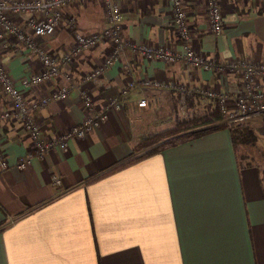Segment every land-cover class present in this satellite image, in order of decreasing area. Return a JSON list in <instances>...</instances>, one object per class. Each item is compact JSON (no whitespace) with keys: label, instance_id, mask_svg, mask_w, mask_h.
<instances>
[{"label":"crops","instance_id":"1","mask_svg":"<svg viewBox=\"0 0 264 264\" xmlns=\"http://www.w3.org/2000/svg\"><path fill=\"white\" fill-rule=\"evenodd\" d=\"M121 4L125 40L179 48L168 1ZM220 9L222 30L214 35L203 3L185 6L191 47L220 63L264 59V0H222ZM62 15L53 35L37 40L48 53L66 50L73 31L91 33L106 23L102 5L94 0L68 3ZM107 46L100 42L83 50L68 67L67 96L33 111L41 134L51 137L82 121L86 111L78 90L89 91L94 106L89 113L102 111L105 120L83 137L68 139L67 149H49L17 169L14 164L27 153L30 140L21 122L0 121V148L10 163L0 172V264H264V112L242 122L254 140L237 143L235 151L224 126L98 176L159 143L146 142L148 135L216 107L198 94L180 106L177 93L162 87H132L119 109L106 106L128 78H159L233 94L239 77L181 60L143 59L125 47L94 82L82 81L81 73L101 59ZM0 56L15 81L38 65L35 52L10 37ZM59 69L42 86L26 89L25 99L68 83L64 68ZM5 106L0 95V107ZM246 146L252 157L241 152Z\"/></svg>","mask_w":264,"mask_h":264},{"label":"built area","instance_id":"2","mask_svg":"<svg viewBox=\"0 0 264 264\" xmlns=\"http://www.w3.org/2000/svg\"><path fill=\"white\" fill-rule=\"evenodd\" d=\"M90 0H0V48H6L8 37L19 42L26 49L35 52L38 65L35 69L22 74L17 81L8 71L4 59L0 56V95L6 99L7 106L0 107V121L13 119L21 122V125L30 140V148L27 153L20 156L14 164L17 169L25 168L30 164V159L42 158L49 149H67V140L71 137H83L86 133L105 120L106 114L93 109L92 96L85 87L78 90L80 104L86 111L82 121L57 134L47 137L40 132V126L33 119V111L44 106L50 100L63 99L67 96L71 84H69L70 70L68 69L83 50L91 49L100 42H107L108 46L101 59L91 69L81 73L80 79L84 82H94L106 71L125 47L132 50L141 58L160 59L166 63L176 60L184 61L192 67L203 70L212 69L219 75L227 73L235 74L240 79L239 90L230 94L227 90L205 88L186 84L169 83L157 78H128L120 87L117 96L110 97L106 106L115 109L120 108L121 99L128 94L132 87H153L174 90L178 95V103L184 105L187 96L198 94L213 101L221 121L244 122L250 115L264 112V59L252 60L236 58L224 62H217L204 57L199 51L194 50L189 41L191 25H189L184 12L189 3L200 1L207 12V25L212 34H219L222 30V0H165L170 5L172 14L171 25L179 48L174 50L170 45L152 44L147 41L136 42L132 39H124L122 35V4L142 0H94L102 5L106 23L91 33L72 32L71 45L66 50L54 53L46 52L38 44L37 40L45 36H51L63 20L62 10L68 3L84 5ZM262 1V0H260ZM64 68L63 77L68 83L52 86L39 97L27 101L24 96L26 89L42 86L45 82L54 78ZM129 70L128 67H125ZM143 105L144 100L140 99ZM10 163L6 160L4 151L0 148V172L7 169ZM52 183L58 184L56 176L52 177Z\"/></svg>","mask_w":264,"mask_h":264},{"label":"trees","instance_id":"3","mask_svg":"<svg viewBox=\"0 0 264 264\" xmlns=\"http://www.w3.org/2000/svg\"><path fill=\"white\" fill-rule=\"evenodd\" d=\"M224 126L229 129L234 151L237 143H250L254 140L252 131L246 124L242 122H222L217 108L214 107L209 112L189 114L176 120L171 127L165 128L159 133L148 135L146 142L154 143L160 140L159 143L151 145L141 154L123 159V161L116 163L105 172L98 174V176L110 173V171L121 168L123 165L134 162L138 158L147 156L149 153L160 151L164 147L172 146L187 139L196 138L199 135ZM98 176L93 178H97Z\"/></svg>","mask_w":264,"mask_h":264},{"label":"rangeland","instance_id":"4","mask_svg":"<svg viewBox=\"0 0 264 264\" xmlns=\"http://www.w3.org/2000/svg\"><path fill=\"white\" fill-rule=\"evenodd\" d=\"M180 105V104H179ZM181 106V105H180ZM187 116V115H186ZM173 123V122H172ZM171 126H172V124H171ZM171 126H169V127H171ZM169 127H166V128H169ZM252 148L251 147H248V146H246V147H244V148H242L241 149V152L243 153H247V155H249V157H252L251 156V153H252Z\"/></svg>","mask_w":264,"mask_h":264}]
</instances>
